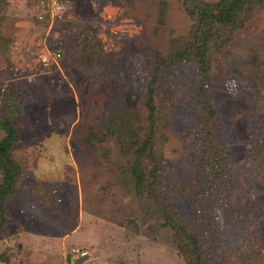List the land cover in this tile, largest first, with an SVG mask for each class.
Returning <instances> with one entry per match:
<instances>
[{
  "label": "rangeland",
  "instance_id": "374dc122",
  "mask_svg": "<svg viewBox=\"0 0 264 264\" xmlns=\"http://www.w3.org/2000/svg\"><path fill=\"white\" fill-rule=\"evenodd\" d=\"M52 1L0 0V123L23 169L0 253L187 264L186 226L207 264H264V0L224 22V0H198L209 25L187 0Z\"/></svg>",
  "mask_w": 264,
  "mask_h": 264
},
{
  "label": "trees",
  "instance_id": "16d2710c",
  "mask_svg": "<svg viewBox=\"0 0 264 264\" xmlns=\"http://www.w3.org/2000/svg\"><path fill=\"white\" fill-rule=\"evenodd\" d=\"M246 0H224L223 4H220L217 9L212 8L209 5L198 2V0H187L188 12L197 19L198 25H209L210 15L214 10L218 11L215 14V19L218 22L232 21L235 19L241 7L244 6ZM200 43L197 45L200 57V66L202 72L207 71L205 68L208 64L206 52L212 51L211 46L205 44L208 40L206 35H203L200 39ZM154 105H150L152 112L154 111ZM1 126L6 131V136L2 142H0V175L2 180L0 182V240L5 238L8 232V215L6 205L8 203L7 198L14 196L17 192V186L23 175V169L21 165L15 162L14 156H12L14 146L20 141V136L17 128L10 121H1ZM225 166V165H224ZM136 179L138 186L141 184V173L138 169V163L136 166ZM140 181V182H139ZM230 184V183H229ZM141 190V188H140ZM181 232L175 233V241L178 244L180 254L186 259L187 264H207L205 256L202 255V248L200 246L199 237L192 231H189L188 227L180 226ZM7 251V250H6ZM6 251L0 253V262L8 264H23L22 261H16V250H11L9 253ZM13 258V259H12ZM15 259V260H14Z\"/></svg>",
  "mask_w": 264,
  "mask_h": 264
},
{
  "label": "built area",
  "instance_id": "2783aa9c",
  "mask_svg": "<svg viewBox=\"0 0 264 264\" xmlns=\"http://www.w3.org/2000/svg\"><path fill=\"white\" fill-rule=\"evenodd\" d=\"M52 8L54 12H59L61 11L63 8H65L63 5H61L57 0H53L52 1ZM86 253H83L81 256H85Z\"/></svg>",
  "mask_w": 264,
  "mask_h": 264
},
{
  "label": "water",
  "instance_id": "95a60500",
  "mask_svg": "<svg viewBox=\"0 0 264 264\" xmlns=\"http://www.w3.org/2000/svg\"><path fill=\"white\" fill-rule=\"evenodd\" d=\"M86 260V258H80L77 260V264H81L82 262H84Z\"/></svg>",
  "mask_w": 264,
  "mask_h": 264
},
{
  "label": "crops",
  "instance_id": "0c3cea01",
  "mask_svg": "<svg viewBox=\"0 0 264 264\" xmlns=\"http://www.w3.org/2000/svg\"><path fill=\"white\" fill-rule=\"evenodd\" d=\"M82 258H88V257H82ZM79 259H80V258H79ZM77 260H78V259H77ZM76 262H77V261H76ZM82 263H83V262H82ZM82 263H81V264H82Z\"/></svg>",
  "mask_w": 264,
  "mask_h": 264
}]
</instances>
